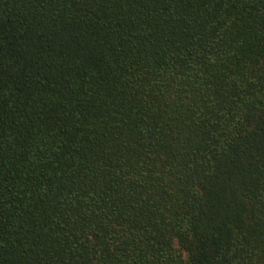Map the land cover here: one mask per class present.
I'll return each instance as SVG.
<instances>
[{"label":"trees","instance_id":"16d2710c","mask_svg":"<svg viewBox=\"0 0 264 264\" xmlns=\"http://www.w3.org/2000/svg\"><path fill=\"white\" fill-rule=\"evenodd\" d=\"M0 264H264V0H0Z\"/></svg>","mask_w":264,"mask_h":264}]
</instances>
